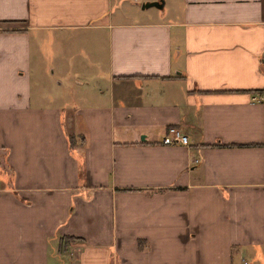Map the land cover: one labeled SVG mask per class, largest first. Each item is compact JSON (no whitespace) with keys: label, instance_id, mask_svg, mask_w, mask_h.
I'll list each match as a JSON object with an SVG mask.
<instances>
[{"label":"crops","instance_id":"crops-1","mask_svg":"<svg viewBox=\"0 0 264 264\" xmlns=\"http://www.w3.org/2000/svg\"><path fill=\"white\" fill-rule=\"evenodd\" d=\"M147 1L0 0V264H264V0Z\"/></svg>","mask_w":264,"mask_h":264},{"label":"built area","instance_id":"built-area-1","mask_svg":"<svg viewBox=\"0 0 264 264\" xmlns=\"http://www.w3.org/2000/svg\"><path fill=\"white\" fill-rule=\"evenodd\" d=\"M253 100H260L262 97L260 95L251 96ZM160 141L163 143L169 142H178L179 144H186L187 137L185 134L180 132L176 127L169 125L167 126L161 134ZM192 162L196 161V158L191 157L190 159Z\"/></svg>","mask_w":264,"mask_h":264},{"label":"water","instance_id":"water-1","mask_svg":"<svg viewBox=\"0 0 264 264\" xmlns=\"http://www.w3.org/2000/svg\"><path fill=\"white\" fill-rule=\"evenodd\" d=\"M162 0H152V1H147L143 3V7H147V6H155V7H161L162 5Z\"/></svg>","mask_w":264,"mask_h":264},{"label":"rangeland","instance_id":"rangeland-1","mask_svg":"<svg viewBox=\"0 0 264 264\" xmlns=\"http://www.w3.org/2000/svg\"><path fill=\"white\" fill-rule=\"evenodd\" d=\"M45 70L46 71H49V72H51L50 71V66H49V69H48V66H46L45 67ZM50 76H48V79H50V80H53L54 78L52 77V75L51 74H49ZM88 83H90V82H88ZM53 85V84H52ZM83 86H86V88L85 87H80L81 89H79V90H81V92H88V90H90L91 89V86H88V85H83Z\"/></svg>","mask_w":264,"mask_h":264}]
</instances>
